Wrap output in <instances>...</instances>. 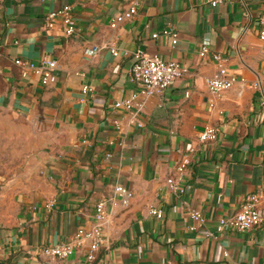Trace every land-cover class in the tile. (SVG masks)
I'll use <instances>...</instances> for the list:
<instances>
[{
	"label": "crops",
	"instance_id": "1",
	"mask_svg": "<svg viewBox=\"0 0 264 264\" xmlns=\"http://www.w3.org/2000/svg\"><path fill=\"white\" fill-rule=\"evenodd\" d=\"M130 1L0 0V263L264 264V204L259 227H214L248 193L264 190V0L216 7L137 0L134 17L110 27ZM65 4L75 18L70 36L60 18L45 26L47 13ZM204 39L237 78L218 94L206 86L217 66L198 54ZM137 51L178 61L187 72L161 95L142 98L140 108L125 110L114 104L137 90L128 74ZM43 57L57 62L49 84L14 61L37 65ZM208 125L216 139L198 142ZM191 147L186 189L176 193L166 179ZM117 185L130 191L127 205ZM102 198L106 245L94 261L84 246L66 259L41 253L89 228ZM190 209L205 216L211 235L189 230Z\"/></svg>",
	"mask_w": 264,
	"mask_h": 264
},
{
	"label": "built area",
	"instance_id": "2",
	"mask_svg": "<svg viewBox=\"0 0 264 264\" xmlns=\"http://www.w3.org/2000/svg\"><path fill=\"white\" fill-rule=\"evenodd\" d=\"M190 2L194 0H188ZM210 7H216L223 2V0H205ZM138 1L131 0L126 8L117 13L109 22L110 27L115 28L118 24L130 20L137 12ZM57 18H60L64 24V33L70 36L75 31V18L72 14V9L69 4H65L60 9L50 11L45 16V26L52 28ZM154 37L157 34H153ZM173 42L176 41V34H172ZM259 37L264 39V20H260ZM98 48H91L88 53L94 55ZM112 54L117 55V50L111 49ZM201 58L211 57L217 66L215 74L209 77L206 81V86L211 94H218L231 88L236 82L237 78L233 76L227 68L226 58L219 52L211 50V45L208 39H204L198 50ZM1 56V53H0ZM16 64L21 65L24 69H31L35 74L40 76L43 84H49L56 80L55 70L57 69V62L54 59L43 57L40 62L35 65L29 60L16 59ZM187 72V68L178 61H168L162 59L159 55L137 51L133 55V62L128 70L129 79L136 86L137 90L129 97L115 102L114 106L124 108L125 110H132L133 108H140L143 104L142 98L148 96L161 95L167 88L174 84V82L181 78ZM258 83H253L251 87L256 88ZM83 92H88L90 89L83 86ZM264 105V99L261 100ZM217 137L216 129L212 126H204L197 134V140L200 143L214 141ZM194 148H189L175 165V176H170L166 179L168 187L176 193H184L186 185L183 184L184 174L190 162V154ZM115 192L121 197L122 204L127 205L131 193L128 189L121 185H117ZM107 198L100 199L94 209L93 223L89 228L79 227L72 234L71 238L65 242L57 243L50 246H45L41 249V253L47 257H57L66 259L76 252L82 246L86 248V260L92 262L96 258V253L100 247L106 245V238L104 233V224L106 216ZM264 204V190H257L248 193L239 209L230 215L220 217L215 224L216 232L236 231L245 232L252 228L259 227L263 222V216L260 212V205ZM52 202L48 203L51 206ZM150 214L156 218L163 217L161 209L150 207ZM189 217L192 223L188 227L192 232L204 231L207 235H211L206 230V218L198 210L190 209ZM163 264H171L165 262ZM239 264H249L246 261L239 262Z\"/></svg>",
	"mask_w": 264,
	"mask_h": 264
},
{
	"label": "water",
	"instance_id": "3",
	"mask_svg": "<svg viewBox=\"0 0 264 264\" xmlns=\"http://www.w3.org/2000/svg\"><path fill=\"white\" fill-rule=\"evenodd\" d=\"M0 264H4V263H0Z\"/></svg>",
	"mask_w": 264,
	"mask_h": 264
}]
</instances>
